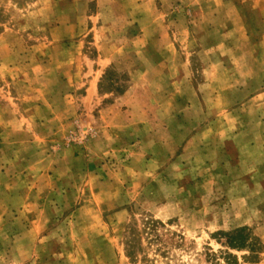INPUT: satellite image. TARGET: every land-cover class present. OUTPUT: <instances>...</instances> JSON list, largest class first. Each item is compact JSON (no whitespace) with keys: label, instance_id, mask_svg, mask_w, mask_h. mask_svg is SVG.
Wrapping results in <instances>:
<instances>
[{"label":"rangeland","instance_id":"rangeland-1","mask_svg":"<svg viewBox=\"0 0 264 264\" xmlns=\"http://www.w3.org/2000/svg\"><path fill=\"white\" fill-rule=\"evenodd\" d=\"M0 264H264V0H0Z\"/></svg>","mask_w":264,"mask_h":264}]
</instances>
